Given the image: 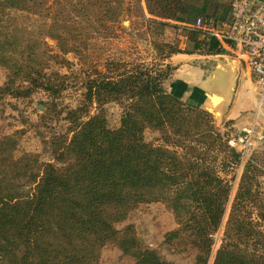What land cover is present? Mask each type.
<instances>
[{"label": "trees", "instance_id": "trees-1", "mask_svg": "<svg viewBox=\"0 0 264 264\" xmlns=\"http://www.w3.org/2000/svg\"><path fill=\"white\" fill-rule=\"evenodd\" d=\"M125 1L67 5L86 26L97 28L89 32L107 41L118 37ZM232 1L145 0L151 16L146 20L138 0L148 29L163 36L173 22L183 31L176 44L152 43L161 63L85 60L83 105L66 112L65 133L44 140L53 162H42L37 154L16 157L20 132L0 139V264H100L108 246L134 264H172L144 247L133 225L119 229L139 207L153 203L166 204L176 216L178 229L167 243L185 241L196 252L194 264H209L231 188L180 151L188 140L206 133L213 119L193 97L183 100L186 88L167 90L174 68L166 63L178 54H223L216 39L202 38L193 26L198 18L230 22ZM11 11L43 15L48 10L45 0H0V15ZM71 19V26L80 24ZM60 35L66 54L83 55ZM46 90L57 99L64 87ZM111 103L123 109L118 129L108 126L104 107ZM95 105L98 112L92 114ZM148 130L159 134L157 143L147 142ZM232 158L240 156L233 151ZM249 186L243 183L237 198L247 195ZM228 227L226 238L232 244L222 246L214 264H264L256 248L250 253L241 248L256 238L252 223L231 217Z\"/></svg>", "mask_w": 264, "mask_h": 264}, {"label": "rangeland", "instance_id": "rangeland-1", "mask_svg": "<svg viewBox=\"0 0 264 264\" xmlns=\"http://www.w3.org/2000/svg\"><path fill=\"white\" fill-rule=\"evenodd\" d=\"M71 1L77 6L86 0H45L48 11L43 15L15 11L0 15V139L20 132L16 157L37 154L42 162H53L44 140L49 142L54 134L65 133L68 126L64 120L66 112L83 105L88 69L85 60L93 64L106 59L160 64L152 43L176 44L183 35V31L175 27L179 24L173 22L164 29L163 36L159 31L148 29L139 9L141 7L144 11L146 20L151 19L145 0H141L140 7L138 0H126L118 37L102 40L89 32L97 28L86 26L80 21L78 12L67 5ZM71 18L80 24L71 26ZM62 33L67 36L72 49L83 55L66 54ZM83 40L90 41L83 43ZM34 80L40 83L36 85ZM43 81L44 86H41ZM181 82L187 89L184 101L189 99L187 96H194V101L208 106L201 87H192L184 79L170 80L166 88L174 92ZM54 85L64 87L57 99H52V94L46 90L47 86ZM15 92H22L25 96L17 97ZM104 108L108 126L120 128L122 107L111 103ZM202 110L211 115L212 127L188 140L180 151L198 166L215 172L231 188L222 226L214 235L215 244L209 264H214L222 246L232 244L226 238L231 217L252 223L256 232L250 246L241 248L249 253L256 248L258 255H264V142H258L248 161H235L232 158L234 150L229 147L226 137L240 130L233 127L237 123ZM91 112L97 113L98 106L95 105ZM145 138L147 142L157 143L159 134L148 130ZM243 183L250 184V191L237 198ZM128 225L134 226L144 247L157 251L170 263H195L196 252L186 246L187 242L167 243L168 235L178 229V224L175 214L166 204L139 207L119 229ZM100 264H134V261L123 256L117 248L108 246L102 251Z\"/></svg>", "mask_w": 264, "mask_h": 264}, {"label": "built area", "instance_id": "built-area-1", "mask_svg": "<svg viewBox=\"0 0 264 264\" xmlns=\"http://www.w3.org/2000/svg\"><path fill=\"white\" fill-rule=\"evenodd\" d=\"M193 28L202 38L212 37L221 48L239 59L251 73L256 91L264 103V1L233 0L231 20L225 22H205L198 18ZM255 118L237 133L227 135V143L240 156L248 161L258 142H264V132Z\"/></svg>", "mask_w": 264, "mask_h": 264}, {"label": "crops", "instance_id": "crops-1", "mask_svg": "<svg viewBox=\"0 0 264 264\" xmlns=\"http://www.w3.org/2000/svg\"><path fill=\"white\" fill-rule=\"evenodd\" d=\"M223 51V54L218 56L174 55L166 63L174 68L170 80L184 79L192 87H201L206 95L222 96L225 103L219 107V110L222 117L237 123L233 127L241 130L256 118L261 125L260 130L264 132V103L261 104L251 73L239 59L230 55L228 50L224 49ZM227 59L238 62L239 77L232 97L230 90L232 89L234 66ZM218 61L222 63L223 69L221 70H216ZM185 88L181 82L176 85L175 89L180 93ZM191 97L194 96H187V98ZM207 105H209L208 102Z\"/></svg>", "mask_w": 264, "mask_h": 264}, {"label": "water", "instance_id": "water-1", "mask_svg": "<svg viewBox=\"0 0 264 264\" xmlns=\"http://www.w3.org/2000/svg\"><path fill=\"white\" fill-rule=\"evenodd\" d=\"M227 61L229 63H232L234 68H233V78H232V89L230 90V96L232 97L234 95V92L236 90V86H237V80H238V77H239V72H238V65H237V61L235 60H232V59H227ZM223 69L222 67V63L220 61H218V66L216 68V70H221ZM206 99H207V102L209 103L208 106L206 105H202L201 106V109H205L207 110L209 113L215 115V116H220L222 118V115H221V112L219 110V107L225 103V100L223 99L222 103L219 104V105H216V100L215 98L218 97L219 95H213V96H209L208 94L206 95L204 93ZM221 97V96H220Z\"/></svg>", "mask_w": 264, "mask_h": 264}, {"label": "bare ground", "instance_id": "bare-ground-1", "mask_svg": "<svg viewBox=\"0 0 264 264\" xmlns=\"http://www.w3.org/2000/svg\"><path fill=\"white\" fill-rule=\"evenodd\" d=\"M215 100H216V105L221 104L222 101H223L222 96L221 97L220 96L216 97Z\"/></svg>", "mask_w": 264, "mask_h": 264}]
</instances>
